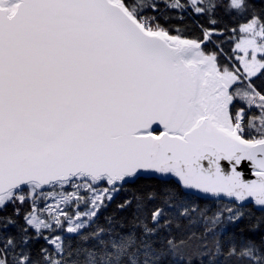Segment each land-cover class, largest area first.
<instances>
[{"label":"snow or ice","instance_id":"6c2138e0","mask_svg":"<svg viewBox=\"0 0 264 264\" xmlns=\"http://www.w3.org/2000/svg\"><path fill=\"white\" fill-rule=\"evenodd\" d=\"M0 264H264V0H0Z\"/></svg>","mask_w":264,"mask_h":264},{"label":"trees","instance_id":"16d2710c","mask_svg":"<svg viewBox=\"0 0 264 264\" xmlns=\"http://www.w3.org/2000/svg\"><path fill=\"white\" fill-rule=\"evenodd\" d=\"M177 22H179V21L177 20Z\"/></svg>","mask_w":264,"mask_h":264}]
</instances>
